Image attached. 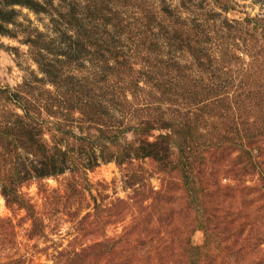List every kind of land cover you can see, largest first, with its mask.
<instances>
[{
    "label": "rangeland",
    "instance_id": "rangeland-1",
    "mask_svg": "<svg viewBox=\"0 0 264 264\" xmlns=\"http://www.w3.org/2000/svg\"><path fill=\"white\" fill-rule=\"evenodd\" d=\"M0 264H264V0H0Z\"/></svg>",
    "mask_w": 264,
    "mask_h": 264
},
{
    "label": "trees",
    "instance_id": "trees-1",
    "mask_svg": "<svg viewBox=\"0 0 264 264\" xmlns=\"http://www.w3.org/2000/svg\"><path fill=\"white\" fill-rule=\"evenodd\" d=\"M42 70L43 69H41V71ZM53 84L58 86V84L54 82ZM25 85H27V81L23 82V84L22 83L19 84L17 87H14V90H12V94L15 96L21 97V98H25L26 94L22 95L24 94L23 91H25V93H28L25 90ZM18 97L15 99L16 100L15 102L19 103V105H16V106L21 108L23 113H19L17 110L14 111L16 115L20 116L18 117V120L16 121V127H17L16 136L15 138L13 137L16 143L19 145H23V147L29 148V152H31L32 154H37L39 152H42L41 157L37 159L39 160L38 162L40 166L39 172H38L39 176L55 172L56 170H62L63 166L56 165L50 162V156H49L50 153L46 151L48 149H45L43 147V144H41V142L37 143L38 136L40 137V134L43 133V129L38 122L28 119L27 117V114L29 111V104H30V102L28 101V98L26 97L25 99H23V101H20ZM12 134H15V133L13 132ZM33 143L35 144L37 143L35 145L36 146L35 149L34 148L32 149L31 147ZM7 191L12 192V190L10 189H8ZM2 193L4 195L7 194L5 191H2Z\"/></svg>",
    "mask_w": 264,
    "mask_h": 264
}]
</instances>
